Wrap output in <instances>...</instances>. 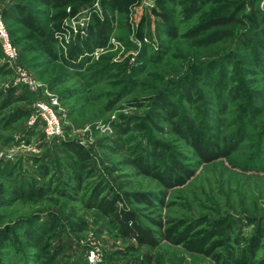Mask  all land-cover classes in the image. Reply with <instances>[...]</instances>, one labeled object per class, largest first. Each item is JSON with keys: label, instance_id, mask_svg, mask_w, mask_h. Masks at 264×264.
<instances>
[{"label": "rangeland", "instance_id": "374dc122", "mask_svg": "<svg viewBox=\"0 0 264 264\" xmlns=\"http://www.w3.org/2000/svg\"><path fill=\"white\" fill-rule=\"evenodd\" d=\"M14 1L0 0V13ZM183 2L71 0L45 15L49 48L41 32L5 21L17 58L8 63L0 52V63L13 70L0 78V89L26 86L31 112L16 130H0V264H47V254L58 245L62 251L55 264H129L133 255L121 251L133 241L119 238L83 201L85 185L96 179L113 186L132 180L133 190L148 194L155 214L139 204L134 208L146 222L157 216L165 232L179 238L143 248L152 264H219L208 255L213 241L221 242L215 252L238 259L244 239L256 230L261 241L249 264H264V46L239 49L238 29L231 35L205 30L195 35L197 26L231 2L210 0L191 18L183 17ZM256 7L263 10L264 0ZM207 37L206 47L198 44ZM209 61L216 63L214 71L198 80L191 65ZM191 78L196 91L187 99L181 79ZM158 91L175 109L173 119L154 100ZM219 99L225 104L221 109ZM38 100L56 110L58 135L45 133ZM120 117L134 126L121 137L112 127L127 122ZM28 129L33 135L27 142ZM62 140L83 144L95 176L85 179L82 189L66 186V194L50 190L42 197L18 198L21 177L37 174L48 156L66 181ZM196 142L218 157L204 161ZM153 146L150 173L125 162L147 155ZM171 159L188 173L175 172L177 178L167 185L162 174L172 171ZM6 165L15 168L13 174L5 172ZM46 213L53 214L55 229L39 247L28 245L25 222ZM217 230L220 235L213 236Z\"/></svg>", "mask_w": 264, "mask_h": 264}, {"label": "trees", "instance_id": "16d2710c", "mask_svg": "<svg viewBox=\"0 0 264 264\" xmlns=\"http://www.w3.org/2000/svg\"><path fill=\"white\" fill-rule=\"evenodd\" d=\"M69 1L71 0H24L23 2L18 0L3 6L1 8V16L4 22L19 23L27 28L41 32L46 46L49 48L52 33L42 30V26L47 27L48 25L45 15L48 14L50 8L68 3ZM86 1L84 0V2ZM215 1L224 2L225 4L227 2L231 3L224 6L225 9L221 13L210 17L197 26L194 32L195 35L200 34L204 30L220 33L225 31L231 35L232 32L238 29L239 32L237 33L235 42L239 49L249 46L252 49H256L264 46V9L255 8L258 0ZM209 2L210 0H184V4L181 6V13L183 17L191 18ZM37 6L43 8L40 10ZM246 6L250 8L249 13L244 12ZM209 42V37H207L206 39L199 40L198 44H203V47H206ZM234 57L235 54H231L228 61L231 62ZM215 66L216 63L214 61H209L200 65L192 64L191 69L196 71V78L199 80L204 77L203 73L205 71H214ZM12 74L13 70L7 62L0 63V78L11 76ZM181 83L185 96L187 99H190L196 91L192 78L181 79ZM30 99V91H28L26 86L19 88L10 85L4 90L0 89V130H16L17 125L31 112V108L29 107ZM154 100L158 101V106L165 111L169 119L176 117L175 109L163 97L160 91L156 93ZM217 105L218 109L223 108L225 105L224 100L219 99ZM120 119L127 122H112V127L119 137L127 133L128 130L134 129V126L129 124L130 118L120 117ZM173 123L177 124L176 122ZM27 133L28 137L25 138V141L28 142L33 132L28 129ZM194 147L206 162L218 157L216 152H212L211 149L207 148L206 144L196 142ZM61 148L64 151L62 164L69 170V172H65L66 181H63L61 176L56 173L53 159L51 156H48L43 164L39 166L37 174L30 173L29 176L21 177L19 186L15 192L18 198L25 196L42 197L50 190L66 194L67 192L64 189L66 186L70 189H73L74 186L82 189L81 184L83 181L95 176L89 163L90 154L82 143L73 140H62ZM155 148L154 146L151 147L145 156L139 155L136 158H125V162L137 167L140 173H150L151 160L156 155ZM235 148L236 144H233L229 152ZM170 165L172 166V171L162 174V178L167 185L171 183L172 179L177 178L175 172L188 173L185 170L183 171L182 166L173 159H171ZM14 169L6 165L5 172L13 174ZM39 176L42 178L47 176L48 182H42V180H39ZM86 185V193L82 197L87 207L96 209L106 219V223L110 229L119 238L133 241V243L126 245L121 251V253L133 255L134 258H132L129 264H152L153 257L151 253L143 252V248L153 250L164 240L173 242L179 240V238L176 240V237L170 236L165 232L163 221L157 218V216L148 217L149 222H146L143 218L146 216L141 215L134 208V205L139 204L146 209H150L151 213L155 214V210H153L155 206L148 197V194L133 190L134 185L132 180L125 179L123 182H119L117 186H113L104 180L96 179ZM52 215L51 213H46L43 216H35V218L33 217V219L25 222L26 228L24 234L29 241L27 242L28 245L39 247L44 238L55 229L56 220ZM0 234L3 233L0 232ZM216 234L220 235V231H214L213 236ZM261 236V233L256 230L253 236L244 239L246 247L242 250L241 256L238 259H234L231 252L224 254L215 252L216 247L221 245V242L218 241L211 243L212 250H209L208 255L219 264H239L241 262L249 264L257 251ZM61 251L62 246L58 245L51 255L47 254V257H51L50 263L47 264H55V260L59 257ZM230 261L232 262L230 263Z\"/></svg>", "mask_w": 264, "mask_h": 264}, {"label": "built area", "instance_id": "2783aa9c", "mask_svg": "<svg viewBox=\"0 0 264 264\" xmlns=\"http://www.w3.org/2000/svg\"><path fill=\"white\" fill-rule=\"evenodd\" d=\"M0 48L1 53L6 58L7 62H13L17 58V50L13 45L9 32L6 28L5 22L0 13ZM21 80L25 82L29 88L33 85L24 73L20 74ZM36 108L43 119L44 131L47 135L55 136L60 133V120L56 110L50 106L44 100H38L36 103Z\"/></svg>", "mask_w": 264, "mask_h": 264}]
</instances>
